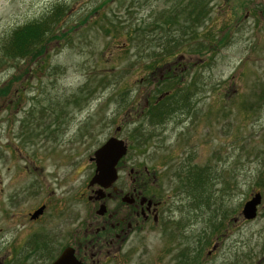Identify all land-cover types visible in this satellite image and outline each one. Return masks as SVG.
Masks as SVG:
<instances>
[{
	"label": "rangeland",
	"instance_id": "1",
	"mask_svg": "<svg viewBox=\"0 0 264 264\" xmlns=\"http://www.w3.org/2000/svg\"><path fill=\"white\" fill-rule=\"evenodd\" d=\"M57 7H61L54 28L57 36L38 47L39 53L12 57L3 52L13 30L41 22ZM181 7L189 12L201 8L200 22L193 23L197 33L186 41L178 33L188 44L156 61L163 68L164 63L171 65L181 56L183 66L175 74L174 67L168 73L174 77L165 79L166 74L153 73L151 79L149 71L163 69L148 65L147 52L159 50L154 41L166 34L161 28L168 30L175 21L184 23V15L175 14ZM137 23L139 28H134ZM140 31L146 35H139ZM175 31L169 33L177 34L178 29ZM135 34L139 36L135 38ZM174 88L192 94L186 105L171 102L172 106L161 107L150 117L144 116V109L139 114L144 96L149 95L152 104L160 90L168 95ZM161 96L158 99L165 97ZM128 108V115L136 121L131 128L122 124ZM39 112L47 117H39ZM64 126L80 140L81 158L114 132L121 139L129 138L130 157L137 164L161 170L162 184L175 186L176 193H188L187 177L181 182L173 175L188 167L178 161L191 150L196 164L205 169L203 180L192 179L191 192L208 196L209 218L204 214V226L209 228L202 236L203 242L208 240L200 256L216 241L219 248L204 259L205 264H254L245 254L251 253L253 234L264 226V219L260 214L255 220L241 222L240 211L250 195H264V0H0L2 248L14 236L25 237V213L32 206L31 198L22 194L12 208L9 194L28 193L31 182L38 188L41 177L45 185L51 184L50 170L54 164L62 167V148L57 145ZM56 187H48V191L56 193ZM221 207V214L227 217L220 233L213 229L222 217ZM235 212L236 221H232ZM218 233L223 237L215 240ZM181 238L175 241L186 245ZM171 244L172 239L160 235L158 240L152 233L148 241L135 242L126 264H169L163 255ZM191 245L196 252V244ZM141 246L147 252L139 256ZM221 250H227L225 257ZM236 255L240 260L234 263ZM201 263L193 259V264Z\"/></svg>",
	"mask_w": 264,
	"mask_h": 264
},
{
	"label": "flooded vegetation",
	"instance_id": "2",
	"mask_svg": "<svg viewBox=\"0 0 264 264\" xmlns=\"http://www.w3.org/2000/svg\"><path fill=\"white\" fill-rule=\"evenodd\" d=\"M179 58L171 62V65L164 63L163 68H160L156 62L148 63V65H153L152 69H163L162 71H149L151 79L154 78L153 73H164L166 74H163L165 79L174 77V75L168 76V73L172 72L174 67L172 74H175L177 67L183 66ZM181 69L179 74L182 75L184 71L181 73ZM157 77L160 79L163 76ZM140 80L143 79L140 78ZM156 88L158 86H155ZM160 95L161 97L167 96L165 93H160L156 99H153L152 104L148 102L150 96L147 95L146 98L144 96L139 114L144 109V116L150 117L153 111L161 107L172 106L166 102L157 105L156 102L160 100L158 99ZM191 95L188 93L186 98L190 100ZM175 97L180 96L175 95ZM134 106L132 103L131 107ZM128 111L129 108L125 113ZM39 113H41L39 117H47L42 112ZM123 118L122 124L130 128L136 124L134 117H130L128 113ZM52 121L54 122V119ZM54 123L55 127L57 122ZM116 134L114 132L108 135L106 140L110 137L120 139L126 150L114 165V170H116L114 181L101 186L92 181L96 172L93 153L106 140L94 151L81 158L80 140H76L73 131L69 132L66 126L63 127L62 140L57 145L62 148L59 154L63 158L60 160L62 167L54 164L50 170L51 184L45 185L41 177V180H37L41 181L38 188H35V184L31 182L29 185L31 190L28 193L9 194V205L12 208L18 201L17 197L22 194L31 198L32 206L25 213L27 223L23 228L25 237L17 239L14 236L8 242L10 245L2 248L4 237L0 236V264H53L61 256H64L65 262L69 264H126L127 258L134 252L135 242L139 244L148 241L152 233H156L158 240H160V235L166 240L172 239L171 246L163 255L168 257L169 264H193V259L197 258L202 262L201 264H205L204 259H207L208 255L214 256L215 250L219 248L216 241L212 249H205V256H200L205 247L204 243L208 240L203 242L204 237L202 238L209 228L204 226L208 196L206 193L191 192L192 179L203 180L202 176L205 171L203 167L196 164L194 153L191 150L187 151L185 152L187 157L178 161L187 163L188 167L182 173L176 171L173 177L181 182L187 177L185 186L188 187V193H176L175 186L165 187L162 184L161 170L147 167L144 163L137 164L135 159L129 155V148L132 145H129V138L121 139ZM83 151L85 152L86 148ZM127 166L128 169H125ZM64 181L67 185H63ZM55 185L57 187L54 189H58L56 193L53 189L48 191V187H55ZM258 194H260L259 201L254 217L251 219L241 217V222L255 220L260 214L264 219V195ZM252 196L250 195L245 201ZM221 210H223L222 207L218 212ZM221 216L220 222L215 223L217 227L213 230L220 232L224 219L227 217L224 214ZM45 219L47 221H44ZM197 220L199 227L196 224ZM232 221H236V212ZM186 227L190 228V232L185 231ZM256 230L252 237L251 253L245 256L248 260L255 261L254 264H264V226ZM179 234L184 238H181ZM220 236L223 237V234L216 235L215 240ZM177 237L185 240L187 244L179 245L175 241ZM221 241L224 242L222 239ZM212 242L213 239L211 244ZM192 243L196 244V252L192 249ZM230 248L228 247L227 250ZM146 249V246H141L138 250L139 256L147 252ZM227 250H221V255L224 256ZM233 260L234 263L240 260V255H236Z\"/></svg>",
	"mask_w": 264,
	"mask_h": 264
},
{
	"label": "trees",
	"instance_id": "3",
	"mask_svg": "<svg viewBox=\"0 0 264 264\" xmlns=\"http://www.w3.org/2000/svg\"><path fill=\"white\" fill-rule=\"evenodd\" d=\"M195 4H193V7ZM202 6V5H201ZM200 7V6H199ZM204 7V6H202ZM180 12L175 13L176 15L182 14L184 15V23L191 24L185 25L184 23L180 24L178 21H175V23L171 27H168L169 31H175V29H178L177 34L169 33L168 30L165 29H160L162 33L166 34H161L160 39L156 38V41H154L155 46L159 47V50L155 51L153 48L151 50H148L147 55H149V60L147 63H153L156 62L160 59H162L165 56H169L174 54L175 52L180 49L183 45L186 46L187 44L183 43L186 40H191L195 37V27L193 23L200 22L199 16L203 15L201 13V8L200 10H195V12H189V9H186L184 7L179 8ZM192 9V8H191ZM60 10L61 7H57L51 11L49 16H47L45 19H43L41 22H35L31 25H26L22 28H18L16 30H13L11 34L8 36L7 41L3 44L2 50L7 56H12V57H20L22 55L25 56H34L37 53H39V49L37 50L38 47L42 48L43 45H45V42H48L52 40L53 38H56L57 34H55L54 28L55 24L60 18ZM64 12V11H63ZM198 12V13H197ZM173 20H177L172 18ZM164 25H166V21L163 22ZM139 24L137 23L134 25V28H139ZM153 28H156V24L152 22ZM177 26L176 28H173ZM194 26V28H192ZM59 30V29H58ZM153 30V29H152ZM151 31V30H150ZM176 32V31H175ZM60 33V32H59ZM181 34V37L183 36L184 41L181 40V37L179 34ZM139 35L144 36L146 35L144 32H138ZM135 34L134 37L137 38L139 35ZM148 35L151 34V32L147 33ZM180 37V39H179ZM152 38V39H153ZM131 40V37L129 38ZM158 40V41H157ZM145 55V53H144ZM196 81L194 80L193 84H195ZM158 89V88H157ZM161 93V90H160ZM189 91L182 89V88H174L170 94H166L163 99H161L158 103H175L178 101V103L183 106L186 105L187 98L186 95H188ZM175 95H179L180 97H175ZM157 103V104H158ZM194 187V186H193Z\"/></svg>",
	"mask_w": 264,
	"mask_h": 264
},
{
	"label": "water",
	"instance_id": "4",
	"mask_svg": "<svg viewBox=\"0 0 264 264\" xmlns=\"http://www.w3.org/2000/svg\"><path fill=\"white\" fill-rule=\"evenodd\" d=\"M125 146L120 139L110 137L101 146H99L93 153L95 161V173L92 181L106 186L115 179L114 165L116 160L124 153ZM258 192L255 193L250 199L246 200L241 207V215L245 219H251L255 215L256 205L259 201ZM64 256L59 257L53 264H69L65 262Z\"/></svg>",
	"mask_w": 264,
	"mask_h": 264
}]
</instances>
